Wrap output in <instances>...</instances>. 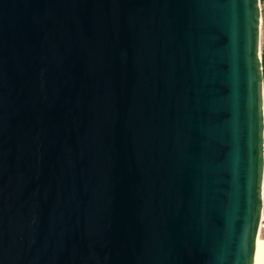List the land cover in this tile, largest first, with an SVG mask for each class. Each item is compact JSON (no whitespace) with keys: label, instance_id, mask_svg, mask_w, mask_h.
<instances>
[{"label":"water","instance_id":"95a60500","mask_svg":"<svg viewBox=\"0 0 264 264\" xmlns=\"http://www.w3.org/2000/svg\"><path fill=\"white\" fill-rule=\"evenodd\" d=\"M257 0H0V264H253Z\"/></svg>","mask_w":264,"mask_h":264},{"label":"built area","instance_id":"2783aa9c","mask_svg":"<svg viewBox=\"0 0 264 264\" xmlns=\"http://www.w3.org/2000/svg\"><path fill=\"white\" fill-rule=\"evenodd\" d=\"M259 25H258V62L261 78V107H262V181H261V208L259 227L264 233V0H257Z\"/></svg>","mask_w":264,"mask_h":264},{"label":"bare ground","instance_id":"6f19581e","mask_svg":"<svg viewBox=\"0 0 264 264\" xmlns=\"http://www.w3.org/2000/svg\"><path fill=\"white\" fill-rule=\"evenodd\" d=\"M260 227L255 240L253 264H264V238H260ZM262 232V231H261Z\"/></svg>","mask_w":264,"mask_h":264},{"label":"rangeland","instance_id":"374dc122","mask_svg":"<svg viewBox=\"0 0 264 264\" xmlns=\"http://www.w3.org/2000/svg\"><path fill=\"white\" fill-rule=\"evenodd\" d=\"M259 237L264 238V233L260 231Z\"/></svg>","mask_w":264,"mask_h":264}]
</instances>
